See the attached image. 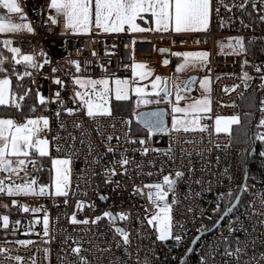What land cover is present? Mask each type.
Returning a JSON list of instances; mask_svg holds the SVG:
<instances>
[{
    "label": "built area",
    "instance_id": "2783aa9c",
    "mask_svg": "<svg viewBox=\"0 0 264 264\" xmlns=\"http://www.w3.org/2000/svg\"><path fill=\"white\" fill-rule=\"evenodd\" d=\"M225 2L231 11L223 7L219 15L213 11L207 32L104 33L92 26L87 33L75 34L66 29L64 17L57 16L48 6L49 0H18L34 31H20L7 36L11 38L13 47H19L22 54L44 53V58L49 60L47 65L34 74L32 79L36 83L32 84L30 80L28 87L38 88L45 96H54L60 86L53 84L52 79L58 76L67 85L61 92L65 105L74 107L70 99L73 86L68 73H76L74 65L69 61L80 62L85 77L127 79L130 88H135L136 80L131 67L133 63L156 67L159 55L165 53L162 49L210 45L212 51L208 72L211 77V111L203 117V125L208 126L207 131L175 132L171 129L162 132L153 128L151 135L149 132L138 133L140 131L134 129L127 115L113 111L114 119L102 118L99 123L105 134L120 136L117 145L115 139L101 142V137L93 131L95 123L83 114L68 116L65 113L57 119L54 113L58 105L45 106L42 115L49 118L50 130L40 135L49 139L50 155L39 158V171H29V176L37 180V186L51 185L54 176L52 159L67 158L68 135L71 133L78 139L81 136L79 130L72 128L73 122L84 126L89 139L84 146L77 140L72 148L79 155L71 157V182L67 197H8L0 194V205H7L0 207V217H9L7 228L0 219V249L5 250L0 254V264H73L74 261L78 264V257L72 256L70 252V246H76L73 241H78L82 246L84 251L81 255L86 256L90 264H121L122 261L128 264H235L223 252L225 249L236 248V238L255 241L257 255L264 252L261 246L264 223L260 222L264 220L261 207L264 203V157L260 155L264 152V140L257 138L264 133V126L260 125L264 119V88L260 87L261 74L254 67L264 68V20L260 18L264 16V3L261 0H247L245 7L239 9L234 5L243 0ZM253 3L257 5L256 8L252 7ZM216 5L217 0H213V9ZM50 17H55L57 23L52 24ZM205 37L209 38L208 43L204 42ZM218 37H243L247 52L233 55L216 51L214 44ZM244 60L249 63L245 65ZM39 62L42 63L43 59ZM52 68L58 71L53 73ZM244 72L252 77L247 83L241 79ZM236 85L239 87L231 91ZM225 88L229 91L225 92ZM254 96L258 98L257 133L254 136L253 130L248 146L237 140L233 128L238 124L232 125L228 133L215 132L216 116H237L241 122L247 108L254 103L251 98ZM35 107L38 109L39 104ZM61 121L66 125L64 129L59 127ZM112 124L116 127L108 126ZM126 131L134 139L146 138L147 144L129 145L124 140ZM88 142L95 149L90 155L85 154ZM109 146L118 148V151L106 153ZM145 146L149 152L142 155L140 149ZM58 147L61 151H57ZM124 149H129L127 155L132 160L126 166V174L115 163L121 158L120 151ZM97 156L100 162L94 163ZM112 168H115L117 175L112 176L106 172V169ZM177 171L183 172L184 176L176 178L174 174ZM149 172L151 176L147 175ZM246 172L248 177L239 204L227 212L216 228L210 231L234 202ZM164 175L177 179V183L174 194L168 195V202L172 206V237L160 241L154 228L146 225L145 218L154 208L148 200L149 189L144 185L162 183ZM4 177L5 174L0 172V179ZM152 195L155 201L154 189ZM102 196L106 199H101ZM12 200L16 203L12 204ZM79 201L85 205L83 210L76 207ZM23 207H28L30 211L24 212ZM32 209L41 211L33 212ZM104 212L117 217L116 223H110L106 217L97 224L70 223L74 213L77 219L92 220ZM45 213L49 217L48 235L44 234ZM120 213L127 214L129 219L120 221ZM115 227H122L130 233V245H122V237L114 232ZM230 228L237 231L230 233ZM176 236L181 239L177 241ZM21 241L31 243L24 245ZM118 242L122 245L120 248L115 246ZM249 249L251 255V245ZM126 251L130 254L125 255ZM16 257L21 260L17 261ZM243 259L247 260V257Z\"/></svg>",
    "mask_w": 264,
    "mask_h": 264
},
{
    "label": "snow or ice",
    "instance_id": "6c2138e0",
    "mask_svg": "<svg viewBox=\"0 0 264 264\" xmlns=\"http://www.w3.org/2000/svg\"><path fill=\"white\" fill-rule=\"evenodd\" d=\"M261 2L264 3V0H261ZM245 3H247V0H243V2L234 6L243 9ZM48 6L55 11L57 16L62 15L64 17L66 29L83 33H87L91 30L93 26V17L95 28L102 30L104 33H120L124 31L138 33L151 31L153 29L143 28L137 23L138 19H144V14H150V19L154 18L156 31H174L177 34L207 32L209 30L213 11H215L217 15H219L221 7L231 11V8L225 0H217L215 9H213V0H50ZM252 7L256 8L257 5L253 3ZM0 9L6 10L8 14H18L21 21L25 19L22 7L17 0H0ZM260 18L264 20V16ZM50 20L52 24L57 23L55 17H50ZM20 31L32 33L34 29L31 24L14 22L11 15H0V34L16 33ZM12 43L10 39L0 41V44L7 47L11 54L8 57L0 55V109H12L23 112L27 98L34 94L35 101L42 107L49 104L58 105V109L54 113L57 119L66 113L68 116L83 114L92 120L96 125L93 131L101 137V142L115 139L117 145H119L121 139L120 136L105 134L101 130V125L99 123L102 118H115L110 103L113 98L116 101H127L130 99V93L134 92L138 98L137 104L159 103L161 99L169 97L172 94L167 87V81L160 76H156L151 85L154 95L160 97V99L152 101L146 98L149 93L144 87L130 88V81L127 79H93L85 77L80 62L69 61L70 64L74 65L76 74L68 73L70 83L73 86V95L70 99L74 107H67L64 97L61 95V92L65 90L67 85L58 76L52 79L53 84L60 86V89L55 92L54 96H45L38 88L33 89L31 87H25L23 83L14 87V79L24 81L26 77L31 80L32 84H35V79H32L34 71L38 72L49 63V60L44 58V53L39 55L34 53L22 54L19 47L11 46ZM219 47L221 51L225 48L229 49L230 54L233 55L247 52L243 37L230 38L227 44L220 43ZM92 54L93 56L96 55L95 52ZM173 55L182 56L184 58V63L176 68L177 72H182L189 66H205L210 57V53L207 51L176 52L173 53ZM40 59H43L42 63L39 62ZM243 63L247 65L249 61L244 60ZM164 64H168V61L165 60ZM18 66H22L23 70L21 71ZM131 67L134 76L139 77L141 80L152 75L151 70H144L147 66L143 63H133ZM254 67L256 72L261 74L260 80L262 83L260 87L264 88V68L259 66ZM51 71L56 73L58 69L52 68ZM241 79L247 83L252 77H250L247 72H244ZM192 83H195V81H188L183 91H187ZM210 83L211 78L207 76L199 81L200 87L205 92H210ZM113 84L114 87H112ZM162 84L164 86H161ZM236 87H239V85L234 86L231 91H235ZM181 91L182 90L177 86L175 95L176 103L172 107V130L175 132L207 131L208 126L201 125V117L198 114L211 111L210 99L205 96L203 99L194 100L192 103L180 107V100L185 98L181 95ZM224 91L227 92L229 89L225 88ZM161 93H164V97H161ZM28 110L35 113V104L29 106ZM176 114H183L184 118H177ZM150 115L152 117H157L158 114L153 113ZM190 115L191 119H188ZM126 123H130V121ZM160 123L158 118L153 119L150 124L146 122L149 135L152 134L153 128L160 130ZM239 123L240 118L237 116L227 118L217 116L214 130L217 134L221 132L228 133L232 125ZM260 125L264 126V119L260 121ZM71 126L74 130H79L81 136L78 139L71 133L68 135L67 141L69 142V149L67 158L52 159V168L55 174L52 178L51 185L37 186V180L34 176H29V171L30 169L39 171V158L50 155V141L47 136L42 137L40 135V133L50 130L49 118L43 115L34 118L26 117L23 123H18L14 118H11V116L6 115L0 117V172L5 174L4 179H0V194H6L8 197L17 195L67 197L71 182V157L73 155H79V153L72 151V148L77 140L81 146H84L85 142L89 139L88 133L84 130V126L81 123L73 122ZM108 126L112 128L116 127L115 124ZM59 127L64 129L66 125L61 121ZM59 138L63 139V137ZM257 138L264 140V133L260 134ZM124 140L129 145L139 144L144 146L147 144L146 138L134 139L131 137L129 131L125 132ZM57 151H61V149L58 147ZM93 151H95V149L92 143L88 142L87 153L85 154L90 155ZM105 151L106 153H116L118 148L109 146ZM128 151L129 149L120 151L121 158L115 161L125 174L127 173L126 166L132 163V160L127 155ZM140 152L142 155H147L149 148L145 146L140 149ZM260 155L264 157V152H261ZM93 162L99 163L100 157H95ZM137 167H139V165ZM106 172L112 176L117 175L115 168L106 169ZM21 173H23V177H21ZM147 175L151 176L152 173L149 172ZM174 175L176 178H181L184 176V173L177 171ZM13 177H16V179L14 180ZM111 182L112 181H109V183ZM176 183L177 179L170 178V175H164L162 183L144 185L145 188L149 189L148 200L153 203L154 208V211L149 213L145 218L146 225L154 228L158 233L157 239L160 241H165L172 237V206L168 202V195L169 193L174 194V186ZM196 183H200V181H196ZM153 189L156 191L155 201H153ZM234 198L239 199L238 196ZM101 199H106V197L102 196ZM11 203L15 204L16 201L12 200ZM65 203H67V200H65ZM173 203H175V201H173ZM0 207H7V205H0ZM76 207L78 210H83L85 205L82 201H79ZM261 207L262 211H264V203H262ZM23 211L28 212L30 209L28 207H23ZM32 211L40 212L41 209H32ZM145 211L147 212V210ZM105 217L108 218L109 222L112 224H115L117 221V217L113 216L110 212H104L101 216H96L92 220L77 219L74 213L70 218V223L73 225L97 224ZM0 219L3 221V226L7 228L9 222L8 215H3ZM118 219L120 221H127L129 217L125 213H120ZM260 222L264 223V220ZM43 226L44 234L48 235L49 217L47 213H45L43 217ZM229 231L231 233L237 230L230 228ZM114 232L122 237V245L128 246L131 244L130 233L124 228L115 227ZM175 239L179 241L181 237L176 236ZM20 243L26 245L27 243H31V241H21ZM65 243H67V241H65ZM73 244L76 246H70V252L72 256L78 257V264H90L88 258L81 255L84 249L79 245V242L73 241ZM235 244L237 245L235 249H225L223 252V255L230 260H234L235 264H264V252H261L259 255L256 254L255 241H241L239 238H236ZM122 245L118 242L115 246L120 248ZM241 245H243V247H241ZM249 245H251V255H249ZM261 246L264 247V240L261 241ZM4 251V249H0V254ZM129 254L130 253L127 251L125 252V255ZM245 256L247 260L243 259ZM16 260L20 261L21 258L16 257ZM73 264H77V262L74 261ZM121 264H128V262L122 261Z\"/></svg>",
    "mask_w": 264,
    "mask_h": 264
},
{
    "label": "crops",
    "instance_id": "0c3cea01",
    "mask_svg": "<svg viewBox=\"0 0 264 264\" xmlns=\"http://www.w3.org/2000/svg\"><path fill=\"white\" fill-rule=\"evenodd\" d=\"M16 15H17V17H15V20H13V21L18 23L21 21V19L19 18L18 14H16ZM149 16H150V14H144V19L143 20L138 19L137 23L143 28H150V29H153L151 31H156L154 18L150 19ZM18 18H19V20H18ZM93 26H94V17H93ZM210 26H211V21H210ZM210 26H209V28H210ZM68 31L71 33H75V34H82L83 33V32H74L72 30H68ZM145 32H149V31H145ZM138 33H144V32H138ZM8 34H10V33L0 34V36L8 37L7 36ZM203 40L205 43L209 42V38H207V37H205ZM214 49L216 51H218V49L216 47V40H215V44H214ZM201 51H207L208 53L211 54L212 48L210 45L193 46V47H174L173 49L170 50V53L165 52L164 54L159 55V57L157 59V63H156L157 65L155 64L156 67L147 66L146 69H144L145 71L151 70L152 75L146 77L143 80H141L140 78H134L136 80L135 87H144L146 90H149L151 88L150 82L153 81L156 76H160L164 79L166 77H169L170 78V91L172 94L169 97H165V99L168 100V102L171 101L173 103V105L176 103L175 95H176L177 86L182 90L181 95L185 97L184 99L180 100V102H179L180 107H184L185 105L192 103L194 100L203 99L205 96H207L210 99L209 92H205L200 87V84H199V81L203 80L206 76L210 77L209 72H208L209 61L207 62V64L205 66H196V67L189 66V67H186L184 71L177 72L176 68L180 64L184 63V58L182 56L173 55V53H176V52L183 53V52H201ZM165 60L168 61V64H164ZM192 73H198L199 74V79L196 83V88L193 91H190V89H188L187 91H183L184 81H185L186 77ZM135 77H137V76H135ZM161 86H163V84ZM210 87H211V83H210ZM210 101H211V99H210ZM171 102H169L168 105H166V106L168 107ZM173 105H172V107H173ZM145 107H154V106H145ZM145 107H143V108H145ZM210 107H211V105H210ZM208 113H199L198 114L201 117V121H200L201 125H203V117L205 115H207ZM33 115H42V114H33ZM176 115H177V118H180V119L184 118L183 114H176ZM3 116L4 115H0V117H3ZM216 117H215V119H216ZM219 117H224V116H219ZM11 118H14L18 123H23L24 122L23 120H25V118L19 120L13 116H11ZM224 118H227V117H224ZM188 119H191V115L188 117Z\"/></svg>",
    "mask_w": 264,
    "mask_h": 264
},
{
    "label": "trees",
    "instance_id": "16d2710c",
    "mask_svg": "<svg viewBox=\"0 0 264 264\" xmlns=\"http://www.w3.org/2000/svg\"><path fill=\"white\" fill-rule=\"evenodd\" d=\"M24 17L27 18V16L25 15L24 11H23ZM0 15H11L13 16V14H8L6 10L4 9H0ZM20 18V17H19ZM4 39H10L8 37L5 36H0V41L4 40ZM13 46V45H11ZM0 55H3L5 57L10 56L11 54L8 51V48L3 46L2 44H0ZM174 63V62H173ZM20 67V70L22 71V66H18ZM36 72L34 71V74ZM30 82L29 78H25L24 81H18L15 80L13 81L14 87L18 86L19 84L23 83L25 87H28ZM155 96V95H154ZM161 97H164V95H161ZM157 99H160V97H156ZM254 103H252V106L249 107V110L246 112L245 115H243L241 117V122L236 125L238 127H241V132L242 134H240L236 128V126H234V132L237 135V137H240V139L242 138V140H240V142L242 144H244L245 146H248L251 143V128H253L254 130V136H256L257 133V121H256V111H257V96H254ZM114 103V102H113ZM168 100H166L165 98L161 99V102L156 103L154 102L151 106H161V105H168ZM33 104H38V102L35 101L34 98V94L33 96H30L27 98L26 102H25V108L23 110V112H19V111H15L12 109H0V115H4V116H13L16 119H24L26 116H29L31 114H43V112L45 111V107H42L39 105V108L36 109L35 113L30 112L29 106H32ZM115 106H114V112L116 113H122L125 115H134V113L140 109H142L143 107H145L144 105H142L141 103L137 104V97L136 95L133 93L130 97L129 100L127 101H115ZM116 107V108H115ZM253 167L252 163H251V168Z\"/></svg>",
    "mask_w": 264,
    "mask_h": 264
},
{
    "label": "water",
    "instance_id": "95a60500",
    "mask_svg": "<svg viewBox=\"0 0 264 264\" xmlns=\"http://www.w3.org/2000/svg\"><path fill=\"white\" fill-rule=\"evenodd\" d=\"M163 50V51H162ZM162 52H167L170 53V49H162ZM199 79V74L198 73H192L190 75H188L184 81V85L183 88L185 86V84L190 81V80H194L195 83H192L189 87L190 91H193L196 88V83ZM165 80L167 81V87L170 90V78L166 77ZM164 86V85H163ZM161 95H164V93H161ZM158 114L157 117H152L150 114ZM138 117H139V121L146 124L147 123H151V121L153 119H157L161 122L160 123V128L164 127L167 124V115H168V107L166 105H161V106H154V107H145L142 108L138 111ZM251 137H253V128H251ZM247 177H248V172H246L245 174V179L244 182L242 184L241 190L238 193V197L239 199H235L234 202L232 203V205L230 207L227 208V210L224 212V214L220 217V219L218 220V222L216 223V225L210 229V231H213L216 226L221 222V220L224 218V216L227 214V212L233 210L234 208L237 207V205L239 204L242 194H243V190H244V186L246 184L247 181Z\"/></svg>",
    "mask_w": 264,
    "mask_h": 264
},
{
    "label": "rangeland",
    "instance_id": "374dc122",
    "mask_svg": "<svg viewBox=\"0 0 264 264\" xmlns=\"http://www.w3.org/2000/svg\"><path fill=\"white\" fill-rule=\"evenodd\" d=\"M17 2H18V1H17ZM15 17H17V15H16V14H13L12 19L15 20ZM18 20H19V18H18ZM18 23H28V24H30V22H29V20H28L27 18H25L23 21H20V22H18ZM230 38H231V37H218V38L216 39V47H217L218 51H220V52H230V50L227 49V48H225L223 51H221V49H220V47H219L220 43L227 44V42L229 41ZM103 78H109V77H103ZM134 78H139V77H134ZM111 79H112V78H111ZM154 80H155V79H154ZM154 80L150 82V86L152 85V83L154 82ZM112 87H114V84L112 85ZM146 91L149 93V95H148L146 98L149 99V100L155 101L156 98H155V96H154V93H153V89H152V87H151L149 90H146ZM133 93H134V92H131V93H130V97H131V95H132ZM134 94H135V93H134ZM251 98L253 99L254 97H251ZM137 99H138V98H137ZM115 101H116V100H115L114 98L110 101L113 111H114V106H115L114 103H115ZM113 102H114V103H113ZM153 103H154V102H152V103H142V105H144V106H151ZM172 105H173V103L171 102L170 105L168 106L167 124H166L164 127H161V129H160L159 131L166 132V131L172 129V118H173ZM115 108H116V107H115ZM248 110H249V108H247V111H248ZM138 111H139V110H138ZM138 111H136V112L134 113L133 116H132V115H127V116L129 117L131 123L133 124L134 129H135L137 132L140 131V132H138V133H141V132H143V133H147V132H148V127L146 126V124L141 123L140 121L137 120V114H138ZM37 116H41V115H33V114H31V115H29V116H27V117H33V118H34V117H37ZM23 121H24V120H23ZM237 127H238V126H236V128H237ZM237 130H239L238 132H239L240 134H242V132H241V127H238ZM256 131H257V130H256ZM237 140L240 142V140H242V138L240 139V137H237ZM240 143H241V142H240Z\"/></svg>",
    "mask_w": 264,
    "mask_h": 264
}]
</instances>
